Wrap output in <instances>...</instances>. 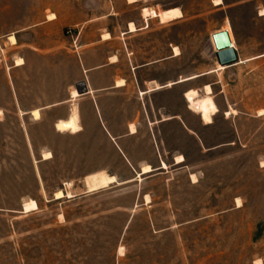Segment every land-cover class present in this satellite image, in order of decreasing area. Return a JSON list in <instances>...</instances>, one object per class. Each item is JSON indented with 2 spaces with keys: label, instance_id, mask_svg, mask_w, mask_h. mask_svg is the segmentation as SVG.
<instances>
[{
  "label": "rangeland",
  "instance_id": "obj_1",
  "mask_svg": "<svg viewBox=\"0 0 264 264\" xmlns=\"http://www.w3.org/2000/svg\"><path fill=\"white\" fill-rule=\"evenodd\" d=\"M211 1H156L184 12L178 24L154 25L156 36L180 46L172 71L189 76L217 67L212 38L223 26L242 61L264 53V0H220L219 8ZM84 2L0 0V264H264V57L222 71L218 65L220 74L208 77L220 81L217 110L198 113L209 125L185 113L172 92V110L202 143L174 123L125 140L137 172L145 164L157 167L160 159L168 164L133 181L134 171L89 106L76 135L54 128L67 106L43 111L40 120L22 114L67 97L78 72L67 36ZM141 7L113 12L129 18ZM51 14L58 26L30 30L23 39L31 47L10 45L9 34ZM20 56L26 67L13 69ZM231 111L236 114L227 116ZM179 155L185 162L175 165ZM102 172L127 182L75 198L84 177ZM67 188L75 199L54 198ZM29 200L38 209L17 214Z\"/></svg>",
  "mask_w": 264,
  "mask_h": 264
},
{
  "label": "crops",
  "instance_id": "obj_2",
  "mask_svg": "<svg viewBox=\"0 0 264 264\" xmlns=\"http://www.w3.org/2000/svg\"><path fill=\"white\" fill-rule=\"evenodd\" d=\"M98 1L101 4L103 3L100 7H96L95 3L97 2L95 0H85L81 4L80 21L72 23V35L67 36V50L72 54L78 71L76 77L68 85L67 97L60 101L45 104L39 109L22 112V114L32 116V112L38 110L40 115L38 120H40L43 111L67 106V115L57 119L54 123V128L56 129L55 125L58 121L69 120L74 109H76L81 127L83 108L86 105L89 106L91 111L98 117L100 128L106 138L113 143L115 150L123 156L134 171L135 177L130 179L134 181L143 166H151L154 172H159L163 171L160 169L162 162L166 164L167 162L160 159L157 167L145 164L139 167L137 172L131 160L127 158V155H130L133 151H127L125 140L139 138L141 133L145 131L147 135H150V131L157 133L163 125L174 123L179 125L185 133H192L202 143L201 136L190 128L183 119V115L179 111L172 110V92L178 93L176 98L179 99L185 113L190 112L196 115L201 125H209L203 122L202 117L198 113L189 108L186 93L195 90L198 93V97H203L205 96L204 88L209 85L213 102L217 107L215 102L217 93H215V90L216 86L220 85V81L209 82L208 77L220 74L222 70L217 71L219 65L217 62V67L214 69L189 76H186L181 69L172 71V63L179 62L182 57L180 46L172 44L170 37L165 36V34L156 36L154 25L157 23L161 29H165L180 23L184 19V12L181 6L165 7L163 4L156 3L157 0H136L135 3H129V0H109V2L115 3V8L111 7L112 4L108 8L105 3L107 0ZM139 4H142L143 7H141L137 16L119 19L118 14L113 12L114 10L118 12L120 7L133 8ZM221 6H224V3ZM221 6L214 7L219 8ZM174 8L180 10L181 18L167 23H162L157 18V13ZM144 9H152L150 17H144L142 13ZM51 15L54 17L53 19L46 17L45 20L32 27L9 34L8 37L13 35L16 39L15 45L8 41L10 45L17 48L31 47L32 41L28 39L24 41L23 37L28 35L32 29L38 30L49 26L57 27L59 23H56L55 16ZM260 17L264 16L260 14ZM113 23H115V26H113ZM131 24L135 26V31L133 32L130 31L129 26ZM223 31L224 26L215 34ZM106 35L109 37L105 38L104 36ZM175 48L179 51L178 55H175ZM234 48L239 60L238 63H243L252 58L257 60L264 57L263 53L242 61L236 47ZM35 53H37V49ZM18 59L23 60V65L16 66L15 60L13 69L26 67V59L21 56ZM191 76H196V78L183 81ZM119 82H123V84L119 85ZM74 90L79 96L76 99L72 98V91ZM131 126H134L136 132H131ZM81 131H83L82 127ZM179 156L183 157L182 155ZM174 159L175 165H181L185 162L184 160L181 164H177L176 157ZM149 175L143 176V178ZM84 180L85 177L81 182L83 191L81 194L75 195L77 196L75 198L88 196L87 193L84 195L86 192ZM118 182L126 184L125 182L127 181L120 182L118 180ZM61 191L65 194L67 189Z\"/></svg>",
  "mask_w": 264,
  "mask_h": 264
},
{
  "label": "bare ground",
  "instance_id": "obj_3",
  "mask_svg": "<svg viewBox=\"0 0 264 264\" xmlns=\"http://www.w3.org/2000/svg\"><path fill=\"white\" fill-rule=\"evenodd\" d=\"M135 2H136V0H129V3H135ZM214 5L215 6H220L221 5V1L220 0L215 1ZM142 13H143L145 18L146 17H150L151 13H152V9H144L142 11ZM261 16H264V10L261 12ZM157 17L163 22H171L173 20L181 18L182 14H181L179 9L174 8V9H170V10L168 9L166 11L159 12L157 14ZM49 18L53 19L54 17L50 16ZM129 27H130V31L131 32L135 31V26L133 24H131ZM104 37L108 38L109 36L106 35ZM8 40H9V42L12 45L16 44V39H15L14 36H9ZM174 52H175V55L179 54V51H178L177 48L174 49ZM15 63H16V66H21V65H23V60L18 59V60H16ZM219 69L222 70V69H224V67L219 66ZM195 78H196V76L187 78V79H185L183 81L192 80V79H195ZM118 84L121 85V84H123V82H119ZM155 86L157 87V85H155ZM204 90H205V96H203V97H198V93L195 90H191V91H188L186 93V100L188 102L189 108L191 110H193L194 112L199 113V114L200 113H211V112H214V111L217 110V107H216L215 103L213 102V99H212V96H211L212 92H211L210 86L209 85L205 86ZM78 97L79 96H78L77 92L75 90L72 91V98L76 99ZM230 114H236V113H235V111H231V113H227V116L230 115ZM32 116L34 118H36V119H39L40 115H39L38 110L33 111L32 112ZM55 127L60 132H66V133L69 132L71 134H75V133L80 132L81 127L79 125V119H78V116H77L76 109H74L73 114H72V116L70 117L69 120H67V121H58L56 123ZM130 130H131L132 133L136 132L134 126H131ZM44 158H45V160H47V159H51L52 156H51L50 153H47V154L44 155ZM183 161H184L183 157H181V156L176 157V163L177 164H181ZM167 168H168L167 164L162 162V165H160V169L165 171V170H167ZM153 172H154V170H153L152 167H150L148 165L143 166L141 168V171L137 175V179L141 180L143 176L152 174ZM191 178L194 181L196 180L194 175H191ZM83 183H84L85 190H86L84 195L86 193L87 194H91V193H94V192L96 193L97 191L106 189V188H108V187H110L112 185H116V184L118 185L119 184L117 182L116 177L110 176L108 174H105L104 172L86 176L85 180L83 181ZM54 196H55L56 200H61L63 198H65V199L74 198V195L72 194V192L68 188H67L66 195L62 191L59 190L58 192H56V194ZM75 197H77V196H75ZM237 201H238L237 202V204H238L237 206H241V202L239 200H237ZM23 207H24L25 214H28V213L33 212V211H36L38 209V206H37V204H36V202L34 200H29V201L25 202ZM119 255H123V248L119 249Z\"/></svg>",
  "mask_w": 264,
  "mask_h": 264
},
{
  "label": "water",
  "instance_id": "obj_4",
  "mask_svg": "<svg viewBox=\"0 0 264 264\" xmlns=\"http://www.w3.org/2000/svg\"><path fill=\"white\" fill-rule=\"evenodd\" d=\"M212 39L216 48L217 62L221 67H230L239 62L228 31L217 33L213 35ZM66 193L67 192H65V195ZM17 214H25L24 207H22L21 211L17 212Z\"/></svg>",
  "mask_w": 264,
  "mask_h": 264
},
{
  "label": "built area",
  "instance_id": "obj_5",
  "mask_svg": "<svg viewBox=\"0 0 264 264\" xmlns=\"http://www.w3.org/2000/svg\"><path fill=\"white\" fill-rule=\"evenodd\" d=\"M78 1H82V0H78Z\"/></svg>",
  "mask_w": 264,
  "mask_h": 264
}]
</instances>
